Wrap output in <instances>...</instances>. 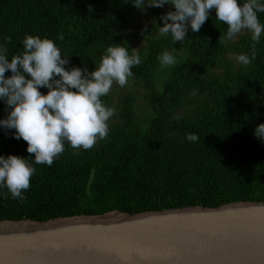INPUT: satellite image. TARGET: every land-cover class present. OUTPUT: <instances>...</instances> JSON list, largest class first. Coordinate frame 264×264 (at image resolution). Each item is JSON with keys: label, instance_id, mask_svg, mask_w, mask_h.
I'll list each match as a JSON object with an SVG mask.
<instances>
[{"label": "trees", "instance_id": "16d2710c", "mask_svg": "<svg viewBox=\"0 0 264 264\" xmlns=\"http://www.w3.org/2000/svg\"><path fill=\"white\" fill-rule=\"evenodd\" d=\"M137 11L125 0H0V44L10 58L23 51L26 34L48 37L70 66L92 71L107 46L132 48L127 28ZM257 15L264 23V12ZM226 30L212 12L178 51L170 36L148 38L133 87L117 101L112 90L102 98L116 109L108 138L90 150L66 145L51 166L34 165L23 200L0 190V221L264 201V143L253 135L264 123V35L243 67L234 57L251 54V33L227 40ZM165 50L176 55L175 66H161ZM187 133L200 139L190 142ZM0 154L32 155L11 130H0Z\"/></svg>", "mask_w": 264, "mask_h": 264}, {"label": "clouds", "instance_id": "9594fccd", "mask_svg": "<svg viewBox=\"0 0 264 264\" xmlns=\"http://www.w3.org/2000/svg\"><path fill=\"white\" fill-rule=\"evenodd\" d=\"M125 2L142 12L148 7L169 6L159 17L162 26L156 27L160 37H171L172 44L186 43L189 30L199 32L214 12L215 19L227 25V40L242 32L251 33V54L241 53L234 57L235 62L247 67L256 59L255 46L264 35V23L257 14L264 12V0ZM58 39L63 40V36ZM20 43L23 51L10 58L6 45L0 44V102L6 111L0 118V130L5 135L11 130L13 138H22L27 153L32 155L0 154V190L7 189L13 199L23 200L36 173L34 165L51 166L65 152L66 145L76 151L90 150L108 138L116 109L107 106L102 98L109 95L114 84L124 87L142 58L138 48L113 43L89 71L87 67L70 66L69 55H63L51 38L26 34ZM158 59L165 68L177 64L176 55L168 50ZM6 72L10 74L6 76ZM42 88L47 91L42 93ZM253 135L264 143V123L254 127ZM186 139L196 142L200 137L187 133Z\"/></svg>", "mask_w": 264, "mask_h": 264}, {"label": "water", "instance_id": "95a60500", "mask_svg": "<svg viewBox=\"0 0 264 264\" xmlns=\"http://www.w3.org/2000/svg\"><path fill=\"white\" fill-rule=\"evenodd\" d=\"M3 224L0 264H264V201Z\"/></svg>", "mask_w": 264, "mask_h": 264}, {"label": "rangeland", "instance_id": "374dc122", "mask_svg": "<svg viewBox=\"0 0 264 264\" xmlns=\"http://www.w3.org/2000/svg\"><path fill=\"white\" fill-rule=\"evenodd\" d=\"M169 10V6L165 5L163 8L157 7H148L145 11H140L136 19L132 22L131 26L127 28L128 34L130 36V42L132 44V48H138L140 50L147 44V39L150 37H158V30L156 26H162V21H160L159 17L163 13ZM245 32L240 33L243 34ZM239 34L233 39H237ZM180 50L182 45L180 43H175L172 47ZM133 85L128 83L124 87H120L118 84H114L112 87V91L115 92L116 101L121 98ZM137 104L141 105V101L137 99ZM116 120L114 116L110 123Z\"/></svg>", "mask_w": 264, "mask_h": 264}, {"label": "bare ground", "instance_id": "6f19581e", "mask_svg": "<svg viewBox=\"0 0 264 264\" xmlns=\"http://www.w3.org/2000/svg\"><path fill=\"white\" fill-rule=\"evenodd\" d=\"M6 228L14 229L15 226H14V224H8V225L3 224V225H0V230H4V229H6Z\"/></svg>", "mask_w": 264, "mask_h": 264}]
</instances>
